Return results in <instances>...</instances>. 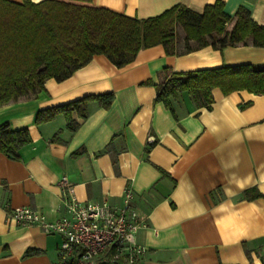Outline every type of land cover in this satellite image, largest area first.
<instances>
[{
	"label": "crops",
	"instance_id": "crops-1",
	"mask_svg": "<svg viewBox=\"0 0 264 264\" xmlns=\"http://www.w3.org/2000/svg\"><path fill=\"white\" fill-rule=\"evenodd\" d=\"M91 1L144 19L177 4L201 13L216 0ZM222 1L227 14L244 6L264 26V0ZM240 64L264 67V47L208 45L168 55L154 45L122 67L94 55L68 78L47 79L36 97L0 105V125L27 128L31 137L18 159L0 154V264L56 263L61 236L21 227L7 213L30 206L49 222L60 219L64 177L80 202L120 205L124 189L132 190V204L146 219L135 239L147 252L136 264H264V197L242 198L252 187L264 194V94L216 87L209 109L196 107L187 92L171 99V108L156 99L164 69ZM108 92L114 94L109 108L93 101L87 118L73 115L80 123L75 131L63 114L35 123L41 109ZM29 249L39 252L27 255Z\"/></svg>",
	"mask_w": 264,
	"mask_h": 264
},
{
	"label": "trees",
	"instance_id": "trees-1",
	"mask_svg": "<svg viewBox=\"0 0 264 264\" xmlns=\"http://www.w3.org/2000/svg\"><path fill=\"white\" fill-rule=\"evenodd\" d=\"M154 45H162L168 55L208 45L219 50L239 45L264 47V26L256 23L244 6L233 15L227 14L222 0L207 4L201 13L177 4L144 19L95 5L91 0H0V105L36 97L45 89L47 79L68 78L94 55H104L122 67L132 62L139 50ZM216 87L224 94L238 90L264 94V67L240 64L182 73L164 69L156 99L171 108L170 100L187 92L196 107L209 109L211 91ZM113 100L112 92L84 96L39 110L35 123L63 114L66 128L75 131L80 123L74 114L83 120L89 115L90 102L107 109ZM51 140H58V134ZM30 142L27 128L13 130L7 123L0 125V154L16 160L20 148ZM261 197L264 194L256 187L242 193L245 200ZM38 252L29 249L26 254Z\"/></svg>",
	"mask_w": 264,
	"mask_h": 264
},
{
	"label": "built area",
	"instance_id": "built-area-1",
	"mask_svg": "<svg viewBox=\"0 0 264 264\" xmlns=\"http://www.w3.org/2000/svg\"><path fill=\"white\" fill-rule=\"evenodd\" d=\"M64 216L49 222L30 206H16L7 216L21 227L38 225L46 234H58L55 264H136L147 252L136 242L138 229L146 227L132 204L133 192L126 187L120 205L106 199L80 202L72 195L66 178L60 180Z\"/></svg>",
	"mask_w": 264,
	"mask_h": 264
}]
</instances>
